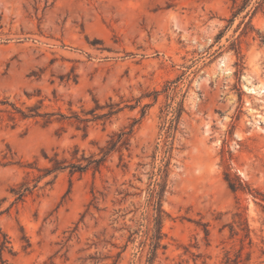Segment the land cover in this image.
I'll use <instances>...</instances> for the list:
<instances>
[{
    "label": "rangeland",
    "instance_id": "1",
    "mask_svg": "<svg viewBox=\"0 0 264 264\" xmlns=\"http://www.w3.org/2000/svg\"><path fill=\"white\" fill-rule=\"evenodd\" d=\"M243 1L0 0V101L54 114L12 122L0 105L5 264H264V0ZM120 130L128 151L99 171L33 187L45 155L99 158Z\"/></svg>",
    "mask_w": 264,
    "mask_h": 264
},
{
    "label": "trees",
    "instance_id": "2",
    "mask_svg": "<svg viewBox=\"0 0 264 264\" xmlns=\"http://www.w3.org/2000/svg\"><path fill=\"white\" fill-rule=\"evenodd\" d=\"M238 0H231L233 5H236ZM250 0H244L243 5H246ZM240 11V8L237 9L236 13ZM0 105L4 106L5 109L3 110L7 113V117L10 121L14 122L16 119L26 120V119H37L41 118L43 120V125L47 126L48 124L52 123L54 120L52 117L54 116L53 113H41L40 112V103L39 105H33L30 107H26L24 110L19 109L15 106H11L12 109L9 110L7 108L6 101H0ZM112 112H108L106 114H102L100 116H94V120H99V117H106L110 116ZM63 118V116H61ZM79 125H83L81 129L83 131V135H86L87 125L85 124L88 122L87 119H80L79 117L75 118ZM174 120L171 121V128L169 129L168 134H171L173 129ZM80 127V126H78ZM131 131H124L120 130L117 133H113L109 140L106 142V147L100 149V156L99 158H94V156H90L86 158L84 154L79 156L78 148H74L70 153V159L66 158L65 156H60L58 152H54L52 157L44 156L49 166L38 170L40 174L35 179V186L48 176H53L55 178L57 174L62 173L64 171H68L71 175H78L82 176L89 170H93L94 172L99 171L100 167L104 164L107 157L118 150L121 152L123 149L128 151L129 148V139H130ZM11 164V162H10ZM49 182H47L48 184ZM165 190V184L163 178H159L158 181L154 183L153 188L149 190L148 199H147V207L152 212L150 218L148 217L147 224L145 226L144 232V240L141 242L142 248L148 247V253L150 255L149 261H151L156 254V251L162 247V233H161V224H162V216L164 212L162 210V200H163V193ZM30 192L29 186L27 182H23L19 185L18 189L13 190V194L15 196V201H21L25 196L26 193ZM0 235L2 236V240L0 242V264H5V261L2 260L3 252L7 251L9 254L13 255L11 250L8 248L7 244L9 241L7 240L6 236L1 232Z\"/></svg>",
    "mask_w": 264,
    "mask_h": 264
}]
</instances>
